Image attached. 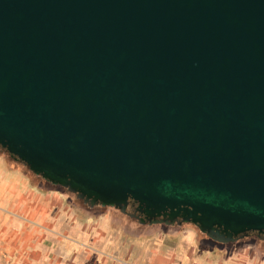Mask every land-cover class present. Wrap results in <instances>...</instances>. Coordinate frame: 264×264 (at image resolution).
I'll return each mask as SVG.
<instances>
[{
  "label": "water",
  "instance_id": "obj_1",
  "mask_svg": "<svg viewBox=\"0 0 264 264\" xmlns=\"http://www.w3.org/2000/svg\"><path fill=\"white\" fill-rule=\"evenodd\" d=\"M0 146L141 224L264 233V0H0Z\"/></svg>",
  "mask_w": 264,
  "mask_h": 264
},
{
  "label": "rangeland",
  "instance_id": "obj_2",
  "mask_svg": "<svg viewBox=\"0 0 264 264\" xmlns=\"http://www.w3.org/2000/svg\"><path fill=\"white\" fill-rule=\"evenodd\" d=\"M30 182L42 193L57 192L64 203V207L56 205L46 223L45 231L50 234L46 241L54 249L44 246L41 254L31 250L22 255L0 250V264H98L103 258L104 264H150L155 260L165 264H264V237L257 233L219 243L193 223L180 227L141 224L114 207L91 208L75 194L51 188L38 177ZM51 220L55 221L52 233ZM70 243H76V249L68 248Z\"/></svg>",
  "mask_w": 264,
  "mask_h": 264
},
{
  "label": "crops",
  "instance_id": "obj_3",
  "mask_svg": "<svg viewBox=\"0 0 264 264\" xmlns=\"http://www.w3.org/2000/svg\"><path fill=\"white\" fill-rule=\"evenodd\" d=\"M1 158L4 156L0 155V250L17 255L31 250V253L39 251L41 254L44 246L53 250L52 243L46 241L49 233L45 229L49 213L61 203L60 195L57 192L42 193L35 189L27 174L11 169L6 159ZM63 205L62 202L61 207ZM49 224L52 233L55 221L51 220ZM68 245L71 250L77 247L76 243ZM98 264H104V258ZM150 264L165 263L155 260Z\"/></svg>",
  "mask_w": 264,
  "mask_h": 264
},
{
  "label": "trees",
  "instance_id": "obj_4",
  "mask_svg": "<svg viewBox=\"0 0 264 264\" xmlns=\"http://www.w3.org/2000/svg\"><path fill=\"white\" fill-rule=\"evenodd\" d=\"M0 155L1 156H4V158L6 159V162L8 164V166L11 168V169H14V170H21L23 171L25 174L28 175V177L31 179V181H33V178L34 177H38L40 178V181H42L44 184H49V186H51V188H55V187H61V188H64L62 186H57V185H54L52 184L50 181L46 180L45 178H43L41 175H38V174H35L34 172H32L30 170V168L28 167V165L23 162L22 160L14 157L6 148L0 146ZM65 189V188H64ZM66 190V189H65ZM77 197V196H76ZM77 199L79 201H82L84 204H86L84 202L83 199H80L77 197ZM89 206V205H88ZM99 207H104V206H101V205H97ZM95 206V207H97ZM90 207V206H89ZM94 207V208H95ZM92 208V207H91Z\"/></svg>",
  "mask_w": 264,
  "mask_h": 264
},
{
  "label": "flooded vegetation",
  "instance_id": "obj_5",
  "mask_svg": "<svg viewBox=\"0 0 264 264\" xmlns=\"http://www.w3.org/2000/svg\"><path fill=\"white\" fill-rule=\"evenodd\" d=\"M85 202V201H84ZM87 205H89V203H87V202H85ZM90 206V205H89ZM95 206H97V205H95ZM95 206H93V207H95ZM90 207H92V206H90ZM138 207H139V205H138V203H136V202H134V201H131L130 202V205H129V208H128V210L130 211V212H136V213H139V211H138ZM130 217V216H129ZM163 217V216H162ZM135 219V218H134ZM189 223V222H188ZM159 224H166V223H159ZM183 224H186V223H183ZM182 224V225H183ZM166 225H168V224H166ZM174 225H177V226H182V225H178V224H174ZM174 225H168V226H174ZM255 233H257V235H259L260 237H264V233H259V232H250L247 236H250V235H252V234H255ZM247 236H245V237H247ZM209 237V236H208ZM244 237V238H245ZM210 238V237H209ZM212 239V238H211ZM241 239H243V238H240L239 240H241ZM212 240H214V239H212ZM214 241H216V240H214ZM216 242H219V241H216ZM219 243H222V242H219ZM226 244V243H225Z\"/></svg>",
  "mask_w": 264,
  "mask_h": 264
}]
</instances>
